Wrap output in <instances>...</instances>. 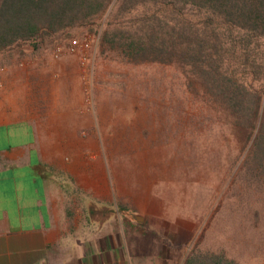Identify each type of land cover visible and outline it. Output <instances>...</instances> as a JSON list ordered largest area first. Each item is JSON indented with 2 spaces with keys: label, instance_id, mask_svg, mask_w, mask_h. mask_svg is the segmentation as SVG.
Instances as JSON below:
<instances>
[{
  "label": "rangeland",
  "instance_id": "374dc122",
  "mask_svg": "<svg viewBox=\"0 0 264 264\" xmlns=\"http://www.w3.org/2000/svg\"><path fill=\"white\" fill-rule=\"evenodd\" d=\"M113 8L97 29L0 58V103L17 116L32 111L42 137H53L59 151L44 152V161L61 162V172H50L80 222L138 225L131 242L126 237L127 264H184L192 251L221 248L241 264H264V208L257 205L253 220L230 183L233 142L243 156L251 138L219 128L223 121L203 111L177 67L102 52L101 27ZM72 39L91 47L72 54Z\"/></svg>",
  "mask_w": 264,
  "mask_h": 264
},
{
  "label": "trees",
  "instance_id": "16d2710c",
  "mask_svg": "<svg viewBox=\"0 0 264 264\" xmlns=\"http://www.w3.org/2000/svg\"><path fill=\"white\" fill-rule=\"evenodd\" d=\"M111 4L102 52L129 64L177 67L203 111L223 121L219 128L251 138L243 156L233 142L230 183L234 198L244 199L257 219V205L264 208V0H0V58L24 57V47L36 54L76 29H97ZM184 264L241 263L221 248L192 251Z\"/></svg>",
  "mask_w": 264,
  "mask_h": 264
},
{
  "label": "crops",
  "instance_id": "0c3cea01",
  "mask_svg": "<svg viewBox=\"0 0 264 264\" xmlns=\"http://www.w3.org/2000/svg\"><path fill=\"white\" fill-rule=\"evenodd\" d=\"M31 113L0 103V264H127L126 237L138 225L80 222L50 172L61 162L44 161L59 148Z\"/></svg>",
  "mask_w": 264,
  "mask_h": 264
},
{
  "label": "built area",
  "instance_id": "2783aa9c",
  "mask_svg": "<svg viewBox=\"0 0 264 264\" xmlns=\"http://www.w3.org/2000/svg\"><path fill=\"white\" fill-rule=\"evenodd\" d=\"M91 47L90 45V41L88 40H83V41H79L76 39H72L69 43V52L74 54L76 52H85L87 50H89ZM82 61H86V58L83 57Z\"/></svg>",
  "mask_w": 264,
  "mask_h": 264
},
{
  "label": "water",
  "instance_id": "95a60500",
  "mask_svg": "<svg viewBox=\"0 0 264 264\" xmlns=\"http://www.w3.org/2000/svg\"><path fill=\"white\" fill-rule=\"evenodd\" d=\"M137 219V221H140L141 219L139 217H135Z\"/></svg>",
  "mask_w": 264,
  "mask_h": 264
}]
</instances>
